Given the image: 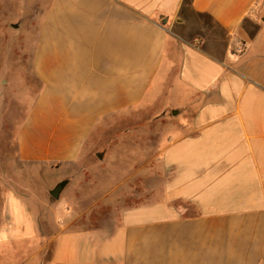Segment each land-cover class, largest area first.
I'll return each mask as SVG.
<instances>
[{"label": "crops", "instance_id": "1", "mask_svg": "<svg viewBox=\"0 0 264 264\" xmlns=\"http://www.w3.org/2000/svg\"><path fill=\"white\" fill-rule=\"evenodd\" d=\"M32 1L0 264H264V0Z\"/></svg>", "mask_w": 264, "mask_h": 264}, {"label": "rangeland", "instance_id": "2", "mask_svg": "<svg viewBox=\"0 0 264 264\" xmlns=\"http://www.w3.org/2000/svg\"><path fill=\"white\" fill-rule=\"evenodd\" d=\"M33 4L32 0H0V169L11 172L18 167L34 168L30 164L15 163L16 130L39 87L30 67L35 31V12L30 9ZM162 124V121H155L157 134L161 133ZM86 163H90L88 167L93 164L90 160ZM93 169H90L91 175L86 173L83 185L90 187V184H99V177H93L97 175V170ZM53 173L46 171L41 179L44 184H51L52 188L60 182H53L52 177L59 175V172ZM155 179L156 185L161 186V178ZM66 188L67 184H64L60 191L62 195L59 194L57 199L71 197ZM74 195L81 197L82 193L77 192ZM87 195L89 197L88 193ZM47 199L53 200L50 192L47 193ZM88 201L89 198L84 204L87 205Z\"/></svg>", "mask_w": 264, "mask_h": 264}, {"label": "water", "instance_id": "3", "mask_svg": "<svg viewBox=\"0 0 264 264\" xmlns=\"http://www.w3.org/2000/svg\"><path fill=\"white\" fill-rule=\"evenodd\" d=\"M162 23L166 22V18H164L163 20H161ZM65 180L60 181L59 183H57L49 192L51 194L52 197L54 198H58L59 196V192L61 190V188L64 186L65 184Z\"/></svg>", "mask_w": 264, "mask_h": 264}, {"label": "built area", "instance_id": "4", "mask_svg": "<svg viewBox=\"0 0 264 264\" xmlns=\"http://www.w3.org/2000/svg\"><path fill=\"white\" fill-rule=\"evenodd\" d=\"M231 49L234 52L240 53L244 49V43L238 39H235L231 43Z\"/></svg>", "mask_w": 264, "mask_h": 264}]
</instances>
